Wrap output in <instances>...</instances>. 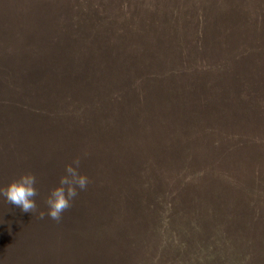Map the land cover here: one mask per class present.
<instances>
[{"label": "trees", "instance_id": "1", "mask_svg": "<svg viewBox=\"0 0 264 264\" xmlns=\"http://www.w3.org/2000/svg\"><path fill=\"white\" fill-rule=\"evenodd\" d=\"M174 44H196L194 87L146 73ZM258 132L264 0H0V188L32 173L39 192L34 213L0 195L22 264H115L127 244L134 264H264V236L241 231L264 224ZM77 159L87 187L59 221L41 219ZM142 221L152 236L139 243Z\"/></svg>", "mask_w": 264, "mask_h": 264}, {"label": "rangeland", "instance_id": "2", "mask_svg": "<svg viewBox=\"0 0 264 264\" xmlns=\"http://www.w3.org/2000/svg\"><path fill=\"white\" fill-rule=\"evenodd\" d=\"M199 8H201L202 12H197L196 10H194L195 13L197 15L202 14V16H204L206 14L205 7L202 6ZM180 32L183 34L184 37L187 34V32H185V31L180 30ZM127 40H129V39H127ZM107 43L109 44V48L112 51L118 50L117 48L121 47L122 44L124 45V47H127V48L129 45V42L125 43V42H121V41H117V40L108 41ZM194 46H196V44H194L193 46L184 47L182 49H179L180 46L178 44H174L173 49L171 47H168V51H167L166 55H164L165 58L161 61L160 65L157 68H152V69L147 70L146 71L147 75L154 76L156 74V75L160 76V78H159L160 80L165 81L167 84H173V86H174L173 88H175V89H178L179 87H190V88L194 87V85H196L200 79V68L197 66V64L194 60H192L190 57H188V56H191L189 52L192 48H194ZM174 49H178V50H174ZM124 52H126V54H127V53H129V50H125ZM207 69H208V67H207ZM207 69H205V68L203 69V71H204L203 75H205L207 73ZM115 70L120 71V68L118 66H116ZM158 71H160V72H158ZM175 71L179 73V77L177 79H173V74ZM158 89H154L156 96L158 95ZM162 97H163V94H162ZM162 97L159 100L160 102H164L167 105L171 103L170 100H167V99L163 100ZM158 110L160 112L163 111L161 108H159ZM185 110H186V106L173 108L170 110V116L168 115V113L166 115L168 116V118H171V120L178 121L180 119L179 117H180L181 113ZM157 116L158 115H156V109H155L152 117L155 118ZM163 116L166 117L165 115H163ZM158 117L162 121L167 120V118H163L160 116H158ZM253 137L256 139L263 138L264 133L258 132L256 134H254ZM256 141L257 140H255L253 142H256ZM261 147H262V144L258 146V149ZM251 150H252V148L249 150V152ZM261 150H262V148H261ZM261 159H262L261 155L257 156L254 159V157L250 154V162L252 161L253 163H257L259 165L260 164L262 165L264 162ZM250 186L252 188H257L258 190H264V181L253 182V183H251ZM261 194L264 195V192H262ZM1 217L2 216H0V229L6 230L9 233L10 230L7 229V228H9V224L6 223V225H3L4 223L1 220ZM257 221L259 223L264 222V220L263 219L260 220V218ZM1 225H3V226H1ZM3 230H0V264H22V260H19V259L16 260V251H15V247H14V245H15L14 241H11L9 239L10 236L8 237L7 232H5ZM121 230H122V233H126L124 227H122ZM145 230L149 231V233H150L149 226H147L146 222L142 221V222H138L136 224H132L131 236L134 238V240H136L135 242L140 243V241L146 240V238L150 239V237L152 236L151 233L149 234L148 237H141L140 236L141 232H144ZM249 230L254 232V233H258V234L264 236V224L259 225L255 230L247 229L244 226H242V228H241V231L245 235ZM122 233H120V234H122ZM117 236H118V234L112 233L111 243L115 242V240L117 239ZM246 240L248 242H252L254 240V237L246 238ZM139 243H137V246L139 245ZM257 243L262 244V249L264 252V239L262 242H259V240L257 239ZM250 246L254 247V245H250ZM117 248L119 250H123V249H121L119 247H115V246L112 247V250H114L116 252ZM141 249H142V246H141L140 250ZM124 250H125V254L131 255L134 258H138L137 257L138 252H136L137 250H136V248L133 247V244L131 246H129L128 244L125 245ZM125 254L124 253L121 254L119 260H115V264H134V262L128 261ZM25 264H29V263L25 262Z\"/></svg>", "mask_w": 264, "mask_h": 264}, {"label": "clouds", "instance_id": "3", "mask_svg": "<svg viewBox=\"0 0 264 264\" xmlns=\"http://www.w3.org/2000/svg\"><path fill=\"white\" fill-rule=\"evenodd\" d=\"M73 164L66 167V175L61 177L59 186L50 192L46 201L48 212H40L41 219L47 215L49 218L59 221L62 213L71 207L74 198L78 195V189L83 190L87 187L88 177L81 175L78 171L79 159L75 160ZM36 183L37 178L34 174L25 173L13 180L7 187L0 188V195H3L8 203L21 207L23 212L34 213L37 210L35 197L39 194Z\"/></svg>", "mask_w": 264, "mask_h": 264}]
</instances>
